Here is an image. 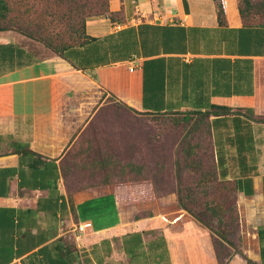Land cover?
Instances as JSON below:
<instances>
[{
  "label": "crops",
  "instance_id": "1",
  "mask_svg": "<svg viewBox=\"0 0 264 264\" xmlns=\"http://www.w3.org/2000/svg\"><path fill=\"white\" fill-rule=\"evenodd\" d=\"M134 3L120 22L87 19L91 40L62 55L0 34V264H218L191 217L130 220L111 194L70 200L64 158L110 97L141 113L241 111L209 119L217 177L250 228L245 258L226 264H264V123L244 115L264 117V25L243 26L235 0L225 25L212 0Z\"/></svg>",
  "mask_w": 264,
  "mask_h": 264
},
{
  "label": "rangeland",
  "instance_id": "2",
  "mask_svg": "<svg viewBox=\"0 0 264 264\" xmlns=\"http://www.w3.org/2000/svg\"><path fill=\"white\" fill-rule=\"evenodd\" d=\"M6 1L10 14L0 20V34L13 35L43 55L54 54L25 32L40 23L46 26L44 36L65 39L69 7L55 4L58 0ZM74 1L83 4L88 0ZM112 1L121 4V9L135 5L134 0H110L108 7ZM248 1L250 6L245 0H235L248 16L246 21L264 23V0ZM64 162V185L69 198L77 194L81 198L115 195L127 219L159 214L169 219L191 217L197 222L194 215L214 229L219 222L232 221L233 230L227 228L231 230L227 238L241 252L244 238H250V228L243 227L236 189L215 173L208 122L201 121L198 113L149 115L107 98ZM90 186L100 189H83ZM245 247L250 249V244L246 242ZM228 252L233 254L234 249L221 250L223 254Z\"/></svg>",
  "mask_w": 264,
  "mask_h": 264
},
{
  "label": "trees",
  "instance_id": "3",
  "mask_svg": "<svg viewBox=\"0 0 264 264\" xmlns=\"http://www.w3.org/2000/svg\"><path fill=\"white\" fill-rule=\"evenodd\" d=\"M110 0H88L86 3L80 4V2H75L74 0H58L54 1L55 4H63L69 7L72 6L73 10L70 12L68 11L67 15V32H66V38L65 39H59L58 37H51V36H44L43 33H46V26L40 23H35L33 25L32 30H28V32H25L28 37L31 39H35L38 41H41L47 48H49L51 51L54 52V54L62 55L66 50L73 48V47H79L87 43L89 40H91L90 37H88L85 34V23L87 19L91 17H100V16H107L112 22L122 21L124 19V9H120L118 12H110L108 7V2ZM214 1V7L215 12L217 16V21L219 25H225L226 24V0H213ZM245 4L247 6H250L249 1L245 0ZM123 10V11H122ZM238 13L242 19L243 26H263L264 23H249L246 21L248 19V16H246L244 13V10L237 7ZM28 13V10L25 12V14ZM10 14V7L6 0H0V20H6ZM53 15L52 17H54ZM118 19H116V17ZM56 18L59 16H55ZM241 111L235 110L233 111L231 108L224 107V106H211L209 110H206L204 112H192V113H198L201 115V121H207L209 130H210V123L209 119L210 117L214 116H225L230 115L233 113H239ZM145 114L149 115H160V114H151L147 112H143ZM169 114V113H168ZM244 115L249 117L250 119H253L258 122L264 123V117H255L254 113L251 109H247L244 111ZM211 135V134H210ZM215 163V162H214ZM215 173H216V167H215ZM217 174V173H216ZM234 186L233 183L227 182ZM237 191V189H236ZM71 200V198H70ZM159 214H151L148 215L150 217L157 216ZM192 217L205 228H207L211 234H212V245L215 250V254L218 260V264H226L230 259L232 258L233 254H239L243 258L245 256L242 254L241 251L237 250L234 246V244L228 240L227 235L231 230H233V224L234 222H219V226L217 229H214V227L208 223L202 221L200 218L192 215ZM130 218V220L137 219ZM227 228H230L231 230H228ZM227 230V231H226ZM232 247L234 249L233 254H223L221 253V250L228 251V248ZM248 262V261H247Z\"/></svg>",
  "mask_w": 264,
  "mask_h": 264
},
{
  "label": "built area",
  "instance_id": "4",
  "mask_svg": "<svg viewBox=\"0 0 264 264\" xmlns=\"http://www.w3.org/2000/svg\"><path fill=\"white\" fill-rule=\"evenodd\" d=\"M131 64H132V62L129 63V65H131ZM129 71H130V72L133 71L132 65H131V67L129 68Z\"/></svg>",
  "mask_w": 264,
  "mask_h": 264
}]
</instances>
